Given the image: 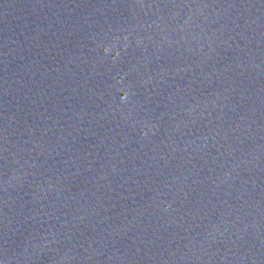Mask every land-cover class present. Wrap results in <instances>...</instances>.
<instances>
[{
  "label": "water",
  "instance_id": "obj_1",
  "mask_svg": "<svg viewBox=\"0 0 264 264\" xmlns=\"http://www.w3.org/2000/svg\"><path fill=\"white\" fill-rule=\"evenodd\" d=\"M0 264H264V0H102L1 185Z\"/></svg>",
  "mask_w": 264,
  "mask_h": 264
}]
</instances>
